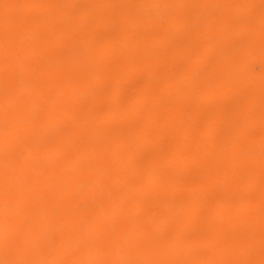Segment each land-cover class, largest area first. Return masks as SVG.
I'll list each match as a JSON object with an SVG mask.
<instances>
[{
	"label": "bare ground",
	"instance_id": "1",
	"mask_svg": "<svg viewBox=\"0 0 264 264\" xmlns=\"http://www.w3.org/2000/svg\"><path fill=\"white\" fill-rule=\"evenodd\" d=\"M0 264H264V0H0Z\"/></svg>",
	"mask_w": 264,
	"mask_h": 264
},
{
	"label": "rangeland",
	"instance_id": "2",
	"mask_svg": "<svg viewBox=\"0 0 264 264\" xmlns=\"http://www.w3.org/2000/svg\"><path fill=\"white\" fill-rule=\"evenodd\" d=\"M77 38H78V39H81V37H80V36H77Z\"/></svg>",
	"mask_w": 264,
	"mask_h": 264
}]
</instances>
